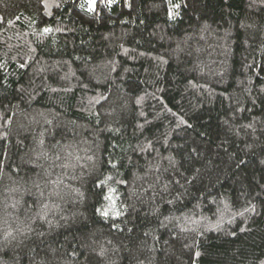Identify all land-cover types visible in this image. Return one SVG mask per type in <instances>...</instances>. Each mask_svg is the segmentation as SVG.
Wrapping results in <instances>:
<instances>
[{"label":"trees","instance_id":"obj_1","mask_svg":"<svg viewBox=\"0 0 264 264\" xmlns=\"http://www.w3.org/2000/svg\"><path fill=\"white\" fill-rule=\"evenodd\" d=\"M0 264H264V0H0Z\"/></svg>","mask_w":264,"mask_h":264},{"label":"snow or ice","instance_id":"obj_2","mask_svg":"<svg viewBox=\"0 0 264 264\" xmlns=\"http://www.w3.org/2000/svg\"><path fill=\"white\" fill-rule=\"evenodd\" d=\"M96 2H97V0H89V4H90V7L92 8V10H95ZM177 7H178V5H177Z\"/></svg>","mask_w":264,"mask_h":264}]
</instances>
